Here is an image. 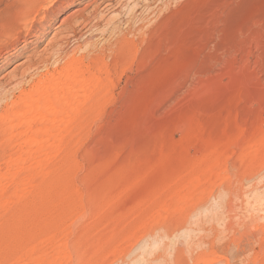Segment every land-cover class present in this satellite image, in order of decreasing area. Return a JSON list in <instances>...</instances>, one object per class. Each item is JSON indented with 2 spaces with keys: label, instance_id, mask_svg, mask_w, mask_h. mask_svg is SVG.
Here are the masks:
<instances>
[{
  "label": "rangeland",
  "instance_id": "1",
  "mask_svg": "<svg viewBox=\"0 0 264 264\" xmlns=\"http://www.w3.org/2000/svg\"><path fill=\"white\" fill-rule=\"evenodd\" d=\"M88 54L69 140L10 138ZM0 264H264V0H0Z\"/></svg>",
  "mask_w": 264,
  "mask_h": 264
},
{
  "label": "bare ground",
  "instance_id": "2",
  "mask_svg": "<svg viewBox=\"0 0 264 264\" xmlns=\"http://www.w3.org/2000/svg\"><path fill=\"white\" fill-rule=\"evenodd\" d=\"M84 59L88 60L87 64ZM103 63L101 54L71 57L60 68L40 74L29 89L20 88L4 109L15 120L8 126L10 138H19L28 147L49 137L58 145L69 140L70 129L77 128L84 114L95 108L94 92L100 91L101 72H106ZM24 127L30 134L21 136L19 131Z\"/></svg>",
  "mask_w": 264,
  "mask_h": 264
}]
</instances>
